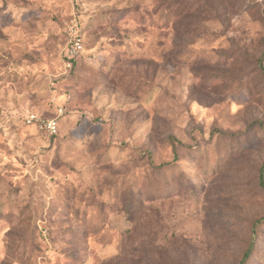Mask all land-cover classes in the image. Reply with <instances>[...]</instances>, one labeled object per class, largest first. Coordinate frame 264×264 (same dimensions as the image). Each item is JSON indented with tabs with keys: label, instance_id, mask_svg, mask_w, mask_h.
Listing matches in <instances>:
<instances>
[{
	"label": "rangeland",
	"instance_id": "obj_1",
	"mask_svg": "<svg viewBox=\"0 0 264 264\" xmlns=\"http://www.w3.org/2000/svg\"><path fill=\"white\" fill-rule=\"evenodd\" d=\"M263 166L264 0H0V264H264Z\"/></svg>",
	"mask_w": 264,
	"mask_h": 264
},
{
	"label": "built area",
	"instance_id": "obj_2",
	"mask_svg": "<svg viewBox=\"0 0 264 264\" xmlns=\"http://www.w3.org/2000/svg\"><path fill=\"white\" fill-rule=\"evenodd\" d=\"M84 50L83 40L79 36L71 38L67 47L66 57L67 64L70 66L72 61ZM62 112V108L59 109ZM26 125L33 126L37 130L44 131L48 134H55L59 129L58 117H44L43 115L31 112L25 116L24 119Z\"/></svg>",
	"mask_w": 264,
	"mask_h": 264
},
{
	"label": "trees",
	"instance_id": "obj_3",
	"mask_svg": "<svg viewBox=\"0 0 264 264\" xmlns=\"http://www.w3.org/2000/svg\"><path fill=\"white\" fill-rule=\"evenodd\" d=\"M262 66V68H263V65H261ZM40 131V130H39ZM41 132H43V133H46V132H44V131H41ZM264 167V166H263ZM261 178H263V174L261 175ZM264 220V217L263 218H261V219H259L256 223H259V222H261V221H263ZM253 250L251 249V248H249L248 250H247V252H246V255H249L251 252H252Z\"/></svg>",
	"mask_w": 264,
	"mask_h": 264
}]
</instances>
